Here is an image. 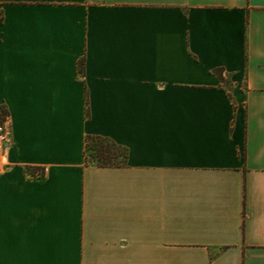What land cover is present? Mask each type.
<instances>
[{
  "label": "crops",
  "instance_id": "crops-1",
  "mask_svg": "<svg viewBox=\"0 0 264 264\" xmlns=\"http://www.w3.org/2000/svg\"><path fill=\"white\" fill-rule=\"evenodd\" d=\"M0 110V264H264V0H0Z\"/></svg>",
  "mask_w": 264,
  "mask_h": 264
},
{
  "label": "trees",
  "instance_id": "trees-1",
  "mask_svg": "<svg viewBox=\"0 0 264 264\" xmlns=\"http://www.w3.org/2000/svg\"><path fill=\"white\" fill-rule=\"evenodd\" d=\"M79 70L84 71V60L79 63ZM221 79L222 74H218ZM88 117V111H87ZM128 157L127 149L114 141L100 136H88L85 140V164H97L100 167H122Z\"/></svg>",
  "mask_w": 264,
  "mask_h": 264
},
{
  "label": "built area",
  "instance_id": "built-area-1",
  "mask_svg": "<svg viewBox=\"0 0 264 264\" xmlns=\"http://www.w3.org/2000/svg\"><path fill=\"white\" fill-rule=\"evenodd\" d=\"M9 115L0 110V159L5 156L7 145L10 142Z\"/></svg>",
  "mask_w": 264,
  "mask_h": 264
}]
</instances>
